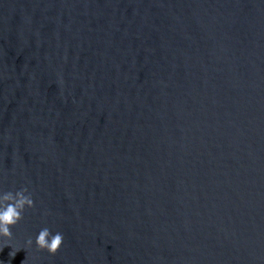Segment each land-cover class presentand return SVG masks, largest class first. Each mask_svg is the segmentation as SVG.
Segmentation results:
<instances>
[{
    "label": "water",
    "instance_id": "1",
    "mask_svg": "<svg viewBox=\"0 0 264 264\" xmlns=\"http://www.w3.org/2000/svg\"><path fill=\"white\" fill-rule=\"evenodd\" d=\"M21 186L2 264H264V0H0Z\"/></svg>",
    "mask_w": 264,
    "mask_h": 264
},
{
    "label": "clouds",
    "instance_id": "2",
    "mask_svg": "<svg viewBox=\"0 0 264 264\" xmlns=\"http://www.w3.org/2000/svg\"><path fill=\"white\" fill-rule=\"evenodd\" d=\"M34 201L32 193L27 187L21 186L15 191H4L0 189V250L5 245L11 246L8 253L11 257L21 249L12 240L13 233L11 227L16 225L22 219V215L26 208H32ZM63 233L60 231H51L49 227L41 228L35 235V246L38 249L46 250L49 254H54L63 243ZM33 244V240L29 237L24 248H28ZM2 264V262H0Z\"/></svg>",
    "mask_w": 264,
    "mask_h": 264
}]
</instances>
